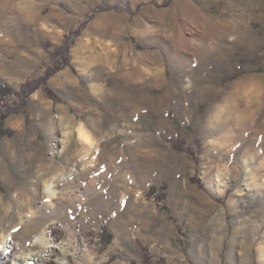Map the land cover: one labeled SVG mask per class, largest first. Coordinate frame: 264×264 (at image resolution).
<instances>
[{
    "label": "rangeland",
    "instance_id": "374dc122",
    "mask_svg": "<svg viewBox=\"0 0 264 264\" xmlns=\"http://www.w3.org/2000/svg\"><path fill=\"white\" fill-rule=\"evenodd\" d=\"M0 80L14 264H264V0H0Z\"/></svg>",
    "mask_w": 264,
    "mask_h": 264
},
{
    "label": "trees",
    "instance_id": "16d2710c",
    "mask_svg": "<svg viewBox=\"0 0 264 264\" xmlns=\"http://www.w3.org/2000/svg\"><path fill=\"white\" fill-rule=\"evenodd\" d=\"M67 61L64 62V65L57 63L55 67H53L47 71V73L45 74L43 79L49 78V76H51L53 73H55V71L58 70L60 65L61 66L68 65ZM33 85H34V82L29 81V82L24 84V86L22 87V90L32 88ZM22 94H23L22 91H16L7 82H5L4 80H0V113L8 115L11 112V104H10L11 98H13V97L22 98ZM6 115H4V116H6ZM13 134H15V132L5 131L3 126L0 129V138L5 137V136H10ZM173 145L175 146V148H178V149L180 148V144L177 142H174ZM160 190H162V192H163L162 195L160 196V198L162 200H164L165 199L164 191H166L165 186H163L162 188H157L155 186L151 187L150 194L156 195ZM57 230H58V228H53L51 230V236L55 235ZM101 230H102V240H104L103 244H104V247H106L112 242L113 235L108 231V228L105 225L101 226ZM10 244H11V241H8V247L9 248H10ZM144 250L147 253V250L145 248H144ZM145 258H146V260L149 261L147 256H145ZM0 264H14L12 252L4 254V253H2V251H0Z\"/></svg>",
    "mask_w": 264,
    "mask_h": 264
},
{
    "label": "bare ground",
    "instance_id": "6f19581e",
    "mask_svg": "<svg viewBox=\"0 0 264 264\" xmlns=\"http://www.w3.org/2000/svg\"><path fill=\"white\" fill-rule=\"evenodd\" d=\"M80 128V127H79ZM79 131V136H80V139L85 141L86 144H92L93 140H92V137H91V134H89L88 131L85 130V128L81 127L80 129H78ZM93 135V134H92ZM47 185V184H46ZM46 190H47V193L49 195H54L55 193V189L53 187L52 184H49L46 186ZM9 239V235H6L4 237V244H6V241ZM43 241L42 237H38L36 240H35V243H41Z\"/></svg>",
    "mask_w": 264,
    "mask_h": 264
},
{
    "label": "crops",
    "instance_id": "0c3cea01",
    "mask_svg": "<svg viewBox=\"0 0 264 264\" xmlns=\"http://www.w3.org/2000/svg\"><path fill=\"white\" fill-rule=\"evenodd\" d=\"M81 127H84L85 128V130H87L88 131V129H87V127H86V124H82V125H80ZM79 126V127H80ZM89 132V131H88Z\"/></svg>",
    "mask_w": 264,
    "mask_h": 264
}]
</instances>
